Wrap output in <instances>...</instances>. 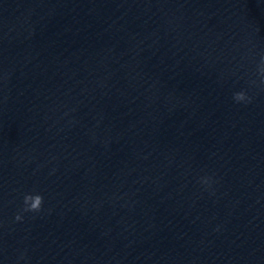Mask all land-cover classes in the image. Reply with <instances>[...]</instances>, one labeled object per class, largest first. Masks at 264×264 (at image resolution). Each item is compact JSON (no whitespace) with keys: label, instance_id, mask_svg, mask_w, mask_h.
Wrapping results in <instances>:
<instances>
[{"label":"clouds","instance_id":"1","mask_svg":"<svg viewBox=\"0 0 264 264\" xmlns=\"http://www.w3.org/2000/svg\"><path fill=\"white\" fill-rule=\"evenodd\" d=\"M256 76L258 79H250L249 86L256 87L261 91H264V52L259 54V63L256 67ZM232 99L237 104H250L253 101V96L248 94L246 89H242L240 91L233 92ZM199 183L205 187V189H211L212 184L214 183V177L212 175H204L199 179ZM44 197L38 191H33L29 193H25L23 195L22 206L16 212L14 216V220L16 222H22L25 218L26 213L31 214H39L43 211ZM25 254L21 253L17 264H19V260H24Z\"/></svg>","mask_w":264,"mask_h":264}]
</instances>
